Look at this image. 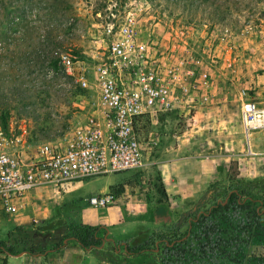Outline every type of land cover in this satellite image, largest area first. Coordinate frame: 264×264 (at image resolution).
I'll return each mask as SVG.
<instances>
[{"label": "rangeland", "instance_id": "rangeland-1", "mask_svg": "<svg viewBox=\"0 0 264 264\" xmlns=\"http://www.w3.org/2000/svg\"><path fill=\"white\" fill-rule=\"evenodd\" d=\"M128 11L138 14L140 37L154 35L163 45H180L185 39L194 52L213 58L209 70L215 103L193 119L165 111L156 120L141 122L142 169L88 177L67 184L66 191L36 187L15 212L0 209V241L15 225H59L74 219L77 211L89 207L86 197L103 191L114 200L98 208L100 216L111 206L143 217L123 226H128L132 242L141 241L150 225L179 224L183 230L196 204L205 209L246 180H255L252 192L261 200L264 129L248 135L242 131L236 90L245 87L264 105V0H0V128L30 150L40 142L60 140L83 119L95 100L92 84L78 86L58 60L57 70L51 69L49 59L53 50L67 53L91 74L102 49L94 42L101 26L121 20ZM240 214L243 220L248 217ZM251 223L264 226L263 209ZM51 228L50 234L57 227ZM109 230L116 237V230ZM262 245L253 238L247 249ZM24 257L7 261L15 264ZM120 257L118 264H142L140 258Z\"/></svg>", "mask_w": 264, "mask_h": 264}, {"label": "built area", "instance_id": "built-area-1", "mask_svg": "<svg viewBox=\"0 0 264 264\" xmlns=\"http://www.w3.org/2000/svg\"><path fill=\"white\" fill-rule=\"evenodd\" d=\"M137 16L128 11L121 20L101 26L94 42L102 49L91 74L82 61L67 53L59 55L64 72L78 86L92 84L95 91L92 110L60 140L40 142L27 150L18 136L0 128V209L4 213L15 212L36 187L53 185L66 191L67 184L88 177L142 169L146 160L139 140L141 122L156 120L165 111L193 119L194 113L215 103L209 70L213 58L194 52L185 39L180 45H163L154 35L140 37ZM236 95L245 135L264 129V105L254 101L245 87L238 88ZM113 200L108 191L85 198L93 207H106ZM22 255L27 257L15 264H64L43 255L42 263L39 257L33 261L32 255ZM19 256H0V264Z\"/></svg>", "mask_w": 264, "mask_h": 264}, {"label": "trees", "instance_id": "trees-1", "mask_svg": "<svg viewBox=\"0 0 264 264\" xmlns=\"http://www.w3.org/2000/svg\"><path fill=\"white\" fill-rule=\"evenodd\" d=\"M57 60L59 55L53 50L48 66L54 71ZM254 182L246 180L231 186L224 199L205 209H198L196 204L195 215L187 217L183 230L179 224L160 225L150 229L141 241L128 242L109 238L106 227L100 224L74 219L59 225L41 221L38 225H15L7 230L0 241V253L32 255L57 250L73 240L98 261L110 264H118L120 254L140 258L142 264H264V247L247 249L253 238L264 246V226L251 223L264 210V187L258 188L260 200L252 192ZM240 212L248 217L244 214L246 218L241 219ZM54 226L57 228L50 234Z\"/></svg>", "mask_w": 264, "mask_h": 264}, {"label": "crops", "instance_id": "crops-1", "mask_svg": "<svg viewBox=\"0 0 264 264\" xmlns=\"http://www.w3.org/2000/svg\"><path fill=\"white\" fill-rule=\"evenodd\" d=\"M32 191V190H31ZM30 191V192H31ZM29 192V193H30ZM28 193V194H29ZM99 207H93L90 206L87 208H83L76 213V217L74 220H79L84 223H88L91 225L100 224L107 229V235L109 238L113 240H126L128 242H131V234L130 231H128V226H124L125 222L128 223L132 222L136 224L137 219H143L141 216H135L133 212H128L127 214H123L119 210L109 206L111 208L110 210H105V216H100L98 212ZM126 209V208H125ZM127 215V216H126ZM130 221H129V219ZM148 219V218H147ZM153 225H150L148 230L152 229ZM113 228V230H116V237H112L111 231L109 228ZM68 244L61 247L57 250H51L48 251L45 255V259L49 260H57L64 264H95L100 263L102 261H98L90 252L80 248L75 242L72 240L67 241ZM35 256L39 257V261L42 263L44 259H42L41 254H34Z\"/></svg>", "mask_w": 264, "mask_h": 264}, {"label": "water", "instance_id": "water-1", "mask_svg": "<svg viewBox=\"0 0 264 264\" xmlns=\"http://www.w3.org/2000/svg\"><path fill=\"white\" fill-rule=\"evenodd\" d=\"M22 253H24V252H20V253H18L17 255H15V256H19V255H21Z\"/></svg>", "mask_w": 264, "mask_h": 264}, {"label": "bare ground", "instance_id": "bare-ground-1", "mask_svg": "<svg viewBox=\"0 0 264 264\" xmlns=\"http://www.w3.org/2000/svg\"><path fill=\"white\" fill-rule=\"evenodd\" d=\"M248 135V134H247Z\"/></svg>", "mask_w": 264, "mask_h": 264}]
</instances>
